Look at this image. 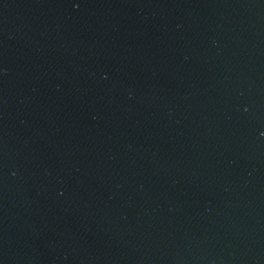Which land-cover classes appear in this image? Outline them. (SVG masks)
<instances>
[{"label": "water", "instance_id": "obj_1", "mask_svg": "<svg viewBox=\"0 0 264 264\" xmlns=\"http://www.w3.org/2000/svg\"><path fill=\"white\" fill-rule=\"evenodd\" d=\"M0 264H264V0H0Z\"/></svg>", "mask_w": 264, "mask_h": 264}]
</instances>
